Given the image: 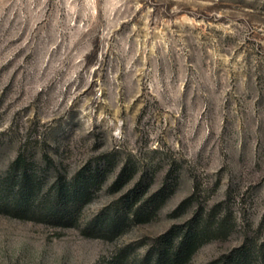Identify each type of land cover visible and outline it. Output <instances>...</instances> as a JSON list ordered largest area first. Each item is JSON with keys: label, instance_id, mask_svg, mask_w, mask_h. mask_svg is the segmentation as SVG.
Returning a JSON list of instances; mask_svg holds the SVG:
<instances>
[{"label": "rangeland", "instance_id": "374dc122", "mask_svg": "<svg viewBox=\"0 0 264 264\" xmlns=\"http://www.w3.org/2000/svg\"><path fill=\"white\" fill-rule=\"evenodd\" d=\"M94 172L71 221L43 217ZM25 179L0 264H151L197 217L216 237L189 264H264V0H0V186Z\"/></svg>", "mask_w": 264, "mask_h": 264}, {"label": "trees", "instance_id": "16d2710c", "mask_svg": "<svg viewBox=\"0 0 264 264\" xmlns=\"http://www.w3.org/2000/svg\"><path fill=\"white\" fill-rule=\"evenodd\" d=\"M19 164L20 158L17 160L16 165ZM100 182V174L94 172L92 175H82L70 186H60L56 190L51 203L47 204L42 210L43 217L57 222L71 221L72 212L79 209L87 201L90 189L100 184ZM19 187L20 189L15 195L12 194L15 186L12 187L10 183H7L4 186L7 189L6 191L2 190L0 186V212L12 211L15 215H25L32 208L27 200L35 194V188L26 179L20 183ZM185 203L182 204L180 209L185 206ZM126 208L129 209V206L127 205ZM143 213L136 210L132 215L138 218L140 215H144ZM111 222L108 231L114 233L123 227L125 219L115 217ZM207 223V219L203 220V218L197 217L183 226L172 227L168 232L157 238L154 246L148 252L147 259L150 260L151 264H189L200 247L216 237L215 232L207 228ZM98 230H101V228L98 227ZM222 235L226 237L228 232L223 230ZM247 259L245 252L239 253L232 257L228 264H243Z\"/></svg>", "mask_w": 264, "mask_h": 264}]
</instances>
